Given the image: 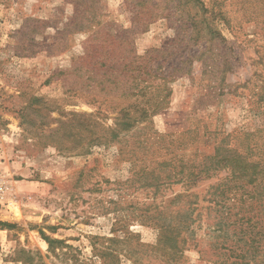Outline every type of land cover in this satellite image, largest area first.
<instances>
[{"label": "rangeland", "instance_id": "obj_1", "mask_svg": "<svg viewBox=\"0 0 264 264\" xmlns=\"http://www.w3.org/2000/svg\"><path fill=\"white\" fill-rule=\"evenodd\" d=\"M0 180V264H264V0H0Z\"/></svg>", "mask_w": 264, "mask_h": 264}, {"label": "trees", "instance_id": "obj_2", "mask_svg": "<svg viewBox=\"0 0 264 264\" xmlns=\"http://www.w3.org/2000/svg\"><path fill=\"white\" fill-rule=\"evenodd\" d=\"M197 1H199V0H197ZM165 96H167V94L165 95ZM165 99V98H164ZM157 107V106H156ZM125 110H127V108H122L120 111L122 112L123 111V118L124 117H127L126 116V113L127 112H125ZM141 115L143 116V115H145L146 116V112H145V109H142V113H141ZM122 118V120L121 121H117V125L119 126V128L121 129V130H127L129 127H131L132 126V123L136 120L137 121V119H135V118H132L133 120H130V119H127V118H131V117H127V118H125V119H123ZM113 136H114V138L115 137H117V133L115 132V131H113ZM216 162H218V161H216ZM220 162V161H219ZM217 164V163H216ZM212 170V172H210ZM207 172L206 173H211V175H209V176H213V173H214V171H215V168H212V167H210V168H208L207 170H206ZM207 176H208V174H207ZM10 224H8L7 222H0V226H6V227H8ZM45 239H46V237H45ZM47 240V242H48V244L50 245V243L52 242V240H48V239H46ZM242 264H248L246 261H243L242 262Z\"/></svg>", "mask_w": 264, "mask_h": 264}, {"label": "built area", "instance_id": "obj_3", "mask_svg": "<svg viewBox=\"0 0 264 264\" xmlns=\"http://www.w3.org/2000/svg\"><path fill=\"white\" fill-rule=\"evenodd\" d=\"M3 193H4V185L2 181L0 180V196H2Z\"/></svg>", "mask_w": 264, "mask_h": 264}]
</instances>
